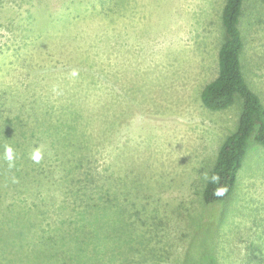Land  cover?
I'll list each match as a JSON object with an SVG mask.
<instances>
[{"label":"rangeland","instance_id":"obj_1","mask_svg":"<svg viewBox=\"0 0 264 264\" xmlns=\"http://www.w3.org/2000/svg\"><path fill=\"white\" fill-rule=\"evenodd\" d=\"M225 2L0 0V130L17 124L0 141V264H94L88 241L127 264L147 220L167 224L151 235L161 264L187 250L185 233L194 264L213 250L222 264H264V147L253 139L217 246L194 222L239 121V102L211 112L200 99L217 76ZM241 30L244 76L264 104V0L245 1ZM22 133L53 156L24 174L4 158ZM83 194L100 205L78 206Z\"/></svg>","mask_w":264,"mask_h":264},{"label":"trees","instance_id":"obj_2","mask_svg":"<svg viewBox=\"0 0 264 264\" xmlns=\"http://www.w3.org/2000/svg\"><path fill=\"white\" fill-rule=\"evenodd\" d=\"M245 1L246 0H226L224 4L222 12L224 36L218 53L217 76L202 89L200 94L203 107L211 112H223L233 107L237 102L240 103L237 127L235 131L223 141L219 149L213 169L209 173L207 181L203 187L200 200L201 208L197 210L199 214L196 215V221H194L196 222L195 225L211 230V238L215 239L212 243L216 246V226H218L217 224H221V221H223L231 211V202L238 186L239 174L244 169L247 161L248 150L250 147L249 141L253 139L256 144L264 147V104L258 94L249 86L244 76L242 65V54L245 47V41L241 30V23ZM21 107L24 108V104L21 105ZM14 124L15 120L12 119H7L6 122H2L3 127L0 130V141L11 138L12 133L10 130L14 127ZM39 124L40 123H37V125ZM41 124L43 123L41 122ZM69 127L71 128L68 131L70 135H78V129L75 130L72 125H69ZM28 133L32 134L36 132L34 130H28ZM15 136L18 137L17 134H14L13 138H15ZM22 137V141L14 142V146L11 144L12 141L8 143L13 150V159L19 161L17 163V170L20 174H24L25 172L23 170L20 171L21 164H27L29 172L32 171V169L36 171L35 167L39 166L38 164H43L47 157L50 158L52 156L48 152L42 150V153L39 150L40 146L37 144L36 134H33L32 137L28 138L22 133ZM76 146L79 148L78 144ZM36 151L41 153V159L39 161L32 158ZM4 175V171L0 170V179H3V177H5ZM27 180V177L23 176L20 180L22 182L17 184V182H19L17 178L14 182V186L18 185L16 188L19 186L22 187L21 184L25 183ZM101 198L102 196L99 195L97 199L98 201L88 205L85 204L88 199L93 201L96 198L91 195L83 194L80 197V205L78 206H90V208L99 206ZM47 212L48 211H43V214L45 215ZM160 222L161 220L159 222L151 223V228L148 227V220L141 223V225L145 227L147 237L143 238L144 240L142 239L143 243L136 245L132 244L130 246L129 264L165 263L162 256H160V248L157 245H152L153 243H150L154 240V236L151 237L152 230H156L158 233H164L163 229H167V224ZM32 228H34V224L32 225ZM183 236L188 239V247L183 255L176 259L174 263L194 264L193 261L196 255L190 253L194 250L193 245L191 242L189 243L190 239L188 238L187 233L183 234ZM75 238L76 239L71 238L70 241L85 240L86 236L79 235ZM47 240L50 239L47 238ZM64 242H66V238L61 239L60 241L56 240V246L62 245ZM83 245L85 246V252L89 256H99L93 260L94 264L114 263L111 258L99 255L101 250L100 244L88 241ZM123 251L124 250H118L113 247L110 252L113 254ZM213 253L214 254H210L209 256H207L208 254L206 256L201 255L199 258L200 261H202V264H222L218 256V250H213Z\"/></svg>","mask_w":264,"mask_h":264},{"label":"clouds","instance_id":"obj_3","mask_svg":"<svg viewBox=\"0 0 264 264\" xmlns=\"http://www.w3.org/2000/svg\"><path fill=\"white\" fill-rule=\"evenodd\" d=\"M4 158L9 162V167H11L13 164V150L11 147L6 146ZM32 158L36 161H39L41 159V153L36 151Z\"/></svg>","mask_w":264,"mask_h":264}]
</instances>
